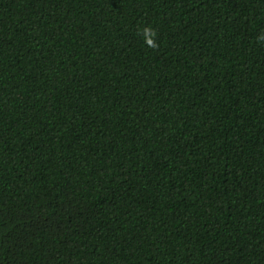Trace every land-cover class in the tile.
<instances>
[{
	"label": "trees",
	"instance_id": "obj_1",
	"mask_svg": "<svg viewBox=\"0 0 264 264\" xmlns=\"http://www.w3.org/2000/svg\"><path fill=\"white\" fill-rule=\"evenodd\" d=\"M0 264H264V0H0Z\"/></svg>",
	"mask_w": 264,
	"mask_h": 264
}]
</instances>
